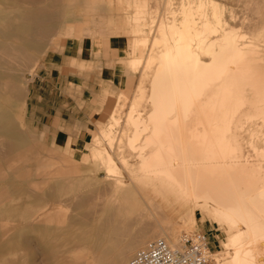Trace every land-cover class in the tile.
I'll list each match as a JSON object with an SVG mask.
<instances>
[{"label": "bare ground", "instance_id": "bare-ground-1", "mask_svg": "<svg viewBox=\"0 0 264 264\" xmlns=\"http://www.w3.org/2000/svg\"><path fill=\"white\" fill-rule=\"evenodd\" d=\"M131 1L130 6L133 2ZM163 1V8H156L159 15L157 24L154 25L155 37L150 41L149 48L147 46L150 56L147 51L148 58L144 61L141 57L128 60L131 72L133 69L138 70L141 65L152 69V72H141L143 74L138 82V92L136 91L128 112L126 111L120 132H114L115 127L120 126V118L115 110L111 113L112 121L109 126H103L106 125L103 123L98 135L94 136L93 141L90 140L94 156L102 159L109 175L116 176L115 180L111 179V183H108L109 186L112 185L111 197L114 199L108 201L109 197L103 201L101 213L106 212V206L116 204L117 208L123 207L126 214L132 213L133 216L135 213L137 216L143 210L140 204L136 205L137 200L144 197L151 210L149 217H154L153 221H157L156 217L161 218L163 223L160 226H163L166 239L162 238L172 247L176 246L180 239L176 234L181 223L170 214L178 216L180 221L185 220L191 228L196 226L198 215L210 216L225 227L229 235L228 256L218 264H264V66L258 62L262 60L261 56L256 59L244 56L245 45L258 47V35L264 34L258 32L257 35L249 36L248 32H239V29L226 19L225 8L215 0H181L179 8L171 7L174 0ZM77 2L79 3L78 0ZM4 4L7 5L5 2ZM134 6V15L128 19L133 22L134 27L132 29L131 25V30L127 32L136 35L135 39V36L133 37L136 47L146 42L145 38H139L144 34V31H141L142 13L146 10L147 14L144 15L147 16L151 9L139 6L136 2ZM102 17L104 18L100 15L101 21ZM233 18L234 15L231 16V22ZM108 20L114 22L112 19ZM262 21L264 22V16ZM87 23L81 34L70 29L67 33V29V36L76 35L82 40L81 36L85 37L91 33L86 29L87 25H90ZM104 23L101 22L102 25ZM107 23L109 22L105 24ZM95 25L93 24L94 27L97 26ZM109 26L113 27L114 24L109 23ZM98 27L100 28L99 25L96 28ZM110 29L112 28L107 32ZM118 29L120 31L119 27ZM155 30L153 29V33ZM111 32H114V27L109 33ZM117 33L116 31L115 34ZM252 33L254 34V31ZM241 35H248L249 42L246 40L241 44ZM2 37L0 38H5ZM251 51L262 53L256 49ZM20 69L22 72V68ZM0 108L4 110L5 107ZM255 120H260L261 130L251 128L250 124ZM246 130L251 135L249 144L255 151L254 159L249 155L250 152L246 153ZM255 138L257 142H261V146L255 143ZM101 139L106 141L109 150L102 145L97 147ZM62 172L60 176H67ZM124 174L129 177L128 188L125 186L127 179ZM123 195H130L129 200L123 199ZM139 201L142 203L143 199ZM128 204H132L134 208L126 209ZM145 206L144 209L147 208ZM148 209L145 212L148 213ZM121 210L119 214L121 212L122 215ZM65 211L60 212L66 213ZM2 212L3 209H0V218H4ZM48 220L53 222L52 217ZM45 225L47 227L46 223L40 226L42 228ZM154 226L157 229L155 224ZM48 231L51 230L46 233ZM52 232L55 234V231ZM52 239L50 240L53 241ZM213 257L211 253V259Z\"/></svg>", "mask_w": 264, "mask_h": 264}, {"label": "rangeland", "instance_id": "rangeland-1", "mask_svg": "<svg viewBox=\"0 0 264 264\" xmlns=\"http://www.w3.org/2000/svg\"><path fill=\"white\" fill-rule=\"evenodd\" d=\"M78 1L79 3L77 0H12V2L11 0H0V14H2L0 15V37H5H2L5 41L0 38V87L2 86L4 90L1 92V87L0 93L3 94L4 92L5 95L0 94V107H5L4 110L0 108L2 109V111L0 110V209H3L2 217L5 218V220L0 218V264H129L139 248L142 249L148 245L147 243L158 239V237H160L159 239L165 238L162 225V229H160V224L163 223L161 218L158 216L157 219L155 215L157 221H153L154 217H149L151 210L148 201H144L147 200L144 197L139 200L143 199L145 204L139 200L136 203V205L140 204L143 209L139 214L140 216L134 215L135 213L133 216L132 213L126 214L125 209L123 207L117 208L116 204L106 206V212L101 213L103 201L108 200L109 197L108 201L114 199L111 197L112 185L109 186L108 183H111V179L112 181L115 180L116 176L109 175L106 166L102 164V159L94 156L93 148L90 147V140L93 141L94 136L98 135V130L103 126H109L112 121L111 113L115 110H117L118 118H120V126L115 127L114 132L115 134L120 132L130 104L138 92L137 86L142 74L152 72V69H147L141 65L138 70H132V73L139 75H133L129 79L119 78L117 84L120 91L100 101V106L96 109V116L92 118L89 124L50 125L51 131H49L47 118L37 114L32 118L29 111L27 100L33 82L39 75L40 62L57 52H62L68 40L80 39L76 35L68 37L69 29L81 34L85 28L83 26L87 22L95 24L96 19L100 20L98 10H94L96 9L94 2H92V8H85L88 5L87 0ZM174 1V6L171 7L179 8L180 5L178 6V4L181 3V0ZM215 1L225 8L226 19L234 24L239 32H248L249 36L257 35L258 32L264 34V22L262 21L264 15H261L264 13V0ZM134 2L139 6L148 8L149 0H134ZM97 9L102 10L103 8ZM150 9L151 15L148 12V15L145 16L146 10L142 13L143 30L141 31H144V34L139 36V38H145L146 42L134 47L133 39L130 45L132 53L130 56L141 57L143 61L148 58L149 49L147 46L149 48L150 41L155 37V26L159 15L156 8ZM106 11L118 13L116 8H107ZM133 11L135 12L134 8H125L120 13L121 15L126 14L124 19L128 20L134 15L132 14ZM232 15L235 18L231 22ZM144 18H146L145 21ZM75 26L81 27L76 30ZM152 28L155 30L154 33ZM125 32L128 33L127 30ZM249 36L242 37L241 35V44L246 40L249 42L247 38ZM258 36L260 39L259 46L245 45L244 56L255 59L261 56L262 60L258 62L264 66V36L260 34ZM83 37L81 36L82 39L85 38ZM251 49L260 50L262 53L252 52ZM134 50L138 52L136 53ZM26 54L28 55L26 56ZM125 62L123 63L131 72L132 68L129 69L130 62ZM20 68H22V72H20ZM77 79L80 80V78ZM126 80H128L127 83ZM48 83L52 82L45 81L39 84ZM146 83H148L147 79ZM103 123L106 125L102 126ZM261 125L260 120H255L250 124L251 128L256 130H261ZM58 129L65 133H60V137L55 140L54 135L56 136V134L53 130ZM245 132L246 153L250 152L249 155L254 159L256 158L255 151L249 144L251 135L248 130ZM260 135L262 138L263 134ZM76 137H81V139H72ZM255 143L261 146V142H257L256 138ZM99 144L97 147L102 145L103 148L109 150L105 140L101 139ZM61 171H63V175L67 176H60ZM124 175L127 179L125 186L128 188L129 177ZM129 197L130 195L122 196L126 200H129ZM144 205L147 208L144 209ZM127 208L134 207L132 204H128ZM121 209L123 212L125 211L122 212V215L121 212L119 214ZM147 209L149 210L148 213L145 212ZM59 210H66V213ZM118 216L121 220L118 219ZM170 216L181 223L177 229V238H180L183 233L195 232H203L209 236L210 252L214 255L209 264H218L219 261L227 258L229 235L225 227L213 218L198 215L196 226L191 228L185 220L180 221L176 215L170 214ZM51 217L53 222L48 220ZM45 223L47 227L45 225L42 229L40 225ZM123 227L124 229H121ZM49 229L51 233L49 231L46 233ZM52 231H55V234Z\"/></svg>", "mask_w": 264, "mask_h": 264}, {"label": "crops", "instance_id": "crops-1", "mask_svg": "<svg viewBox=\"0 0 264 264\" xmlns=\"http://www.w3.org/2000/svg\"><path fill=\"white\" fill-rule=\"evenodd\" d=\"M130 1L87 0L88 5L85 8H91L92 2L95 3L96 9L103 8L102 10L97 9L104 12L97 11L101 16H104V18L102 17L103 20L96 19L95 21V24L99 25L100 28H96L95 24L96 27L92 23H88L90 25H87L89 28L86 26V29L90 30L91 33L87 34L84 39L73 38L68 40L62 52H57L40 62L39 75L33 82L27 101L32 118L37 115L47 118L49 131H51L50 125L89 124L92 118L96 116V109L100 106V101L120 91L117 84L119 78L139 75L130 72L123 63V61L134 58L129 56V53L132 55L129 44L134 36V39L136 38V35L133 36V34H126L125 32L131 30V25L133 29V22L124 19V14L121 15L119 12L125 8H135L134 0L131 1L132 6L129 5ZM161 1L149 0L148 8H160L162 6ZM107 8L120 10L116 14L107 13ZM112 14L113 16H111ZM105 19L106 21H104ZM108 19H112L114 22ZM107 21L110 25L114 24L112 34L109 32L113 27L109 26V23L105 24ZM101 22H105L104 25ZM120 25L123 26V29ZM109 28L112 29L107 32ZM116 31L117 34H115ZM131 36L132 38H130ZM45 81L52 83L39 84ZM127 82L128 80H126ZM53 131L56 134V136L54 135L55 140L60 137V133H65L60 129ZM72 139L80 140L81 137Z\"/></svg>", "mask_w": 264, "mask_h": 264}, {"label": "built area", "instance_id": "built-area-1", "mask_svg": "<svg viewBox=\"0 0 264 264\" xmlns=\"http://www.w3.org/2000/svg\"><path fill=\"white\" fill-rule=\"evenodd\" d=\"M209 236L203 232L183 233L176 246L163 239L151 241L139 250L130 264H209Z\"/></svg>", "mask_w": 264, "mask_h": 264}]
</instances>
